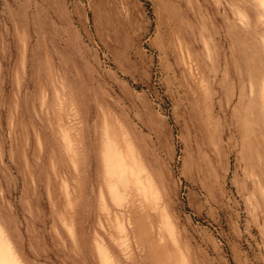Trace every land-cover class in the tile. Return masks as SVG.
<instances>
[{
  "label": "rangeland",
  "instance_id": "374dc122",
  "mask_svg": "<svg viewBox=\"0 0 264 264\" xmlns=\"http://www.w3.org/2000/svg\"><path fill=\"white\" fill-rule=\"evenodd\" d=\"M0 264H264V0H0Z\"/></svg>",
  "mask_w": 264,
  "mask_h": 264
}]
</instances>
